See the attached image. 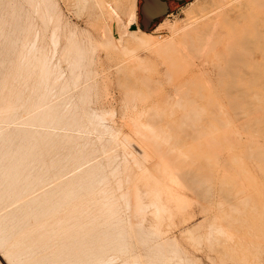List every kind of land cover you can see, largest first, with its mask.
Wrapping results in <instances>:
<instances>
[{
	"label": "rangeland",
	"instance_id": "374dc122",
	"mask_svg": "<svg viewBox=\"0 0 264 264\" xmlns=\"http://www.w3.org/2000/svg\"><path fill=\"white\" fill-rule=\"evenodd\" d=\"M43 1L0 0L8 264H264V168L245 152L248 109L264 110V52L244 70L201 73L181 66L189 61L172 47L147 42L142 0H90L89 11L79 0H50L52 10ZM220 1L175 3L150 32L160 27L153 36L169 39V24L193 12L206 25ZM224 13V41L228 29L237 43L256 38L249 22ZM69 37L84 48L77 68L63 53Z\"/></svg>",
	"mask_w": 264,
	"mask_h": 264
},
{
	"label": "bare ground",
	"instance_id": "6f19581e",
	"mask_svg": "<svg viewBox=\"0 0 264 264\" xmlns=\"http://www.w3.org/2000/svg\"><path fill=\"white\" fill-rule=\"evenodd\" d=\"M45 4H47L44 7H47L48 9L52 10L51 4L49 3L50 0H44ZM43 1V2H44ZM90 0H77V2L79 3L78 5H86V3H88ZM93 0H91L92 2ZM102 2V1H100ZM52 3V2H51ZM193 3V2H192ZM93 5V3H90ZM117 4V3H116ZM121 4V3H120ZM89 5V4H88ZM97 5V4H96ZM105 5V4H104ZM237 6L238 8H235L233 12L225 9L228 8L229 6ZM87 6V5H86ZM106 6V5H105ZM110 6V5H109ZM195 6V4H194ZM214 6V5H213ZM85 7V6H84ZM103 7V6H102ZM200 7V6H199ZM83 8V7H82ZM89 8V6H87V9ZM89 8V9H90ZM93 8V7H92ZM93 8V9H94ZM105 8V7H104ZM107 8V6H106ZM115 10L117 11H122L121 7L117 4L115 6ZM78 9L81 10V8L78 7ZM77 9V10H78ZM86 9V7H85ZM88 9V11H89ZM100 9V7H99ZM110 9V8H109ZM214 10L212 11H208L210 13V18H213V21H210L208 24L206 25H199L197 23V20L200 19L199 16H201L198 12H197V8L194 10L195 14L198 13L199 16L197 15L196 17H199V19H195L194 12L192 13L193 15H191V13H188V17L187 20L188 22L185 21V23L183 24H169V29L170 32L172 34V36L169 39H165V40H160L159 38H156L153 36V33H155L156 31L160 30L161 28L159 27V29L153 31V32H146L141 30L144 38L147 40V42H149V44L155 48L156 50H165L168 47H172L174 49V52H177L178 55V59H181V61L183 60H187L188 59V63H183L181 66L183 67H189V68H199L198 70L202 72H208L207 69L208 68H213L212 70H214L215 68L219 71H222L223 73L226 72H232L233 70L237 69H245L246 66H248V64L251 62V60L255 59L254 57L256 55L262 54L264 52V0H221L220 3L217 5V7L213 8ZM221 9V10H220ZM226 10L225 13L223 12V10ZM229 9V8H228ZM46 10V9H45ZM49 10V11H50ZM124 10V9H123ZM36 11V10H35ZM87 11V10H86ZM93 11V10H91ZM47 12V11H46ZM45 12V13H46ZM52 12V11H50ZM129 12V11H128ZM232 13L230 14V16H232V19H238L241 21H246L249 22L255 29V34L257 35L255 39H249V38H243L241 42L237 43L235 41V34L233 33L232 29H228L227 30V34H226V39L224 41L223 38V33L218 31V24L220 22V19L222 18L223 13L225 14V18L228 17L229 18V14L227 13ZM44 13V14H45ZM52 13H50L51 15ZM127 15V13H125ZM203 14V12H202ZM227 14V15H226ZM205 15V14H204ZM202 16L203 18H207V16ZM207 15V14H206ZM46 16V15H45ZM208 16V17H209ZM221 17V18H219ZM1 18V17H0ZM45 19V17H44ZM223 20V18H222ZM227 21V20H224ZM230 21H231V17H230ZM238 22V23H239ZM49 23V22H48ZM168 23V22H167ZM166 23V24H167ZM30 24V23H29ZM165 24V25H166ZM167 27V26H166ZM243 29V28H242ZM29 32V31H28ZM182 32L181 37L177 38L176 35L178 33ZM243 32V31H242ZM104 33V32H103ZM55 34V33H53ZM54 36V35H53ZM56 36L53 37V40ZM73 37V36H72ZM57 38V37H56ZM70 38V37H69ZM56 41V40H55ZM57 42V41H56ZM34 43V42H33ZM116 43V41H115ZM42 47V46H41ZM83 47V46H82ZM82 47L78 46L76 40L74 41L73 39H69L67 40V44L65 46L66 53L65 56H71L74 53V59L72 62V66L74 68H77L79 66H81L83 64V60H84V51L82 49ZM64 49V51H65ZM41 51V50H40ZM40 54V53H39ZM86 54V53H85ZM32 55V54H31ZM25 56V55H24ZM46 57V56H45ZM211 57V58H210ZM39 58V57H38ZM34 59V58H33ZM44 59V58H43ZM47 59V58H46ZM44 61V65H43V78H48L51 74H50V68H49V64L48 61ZM11 68V67H10ZM211 70V71H212ZM52 71V70H51ZM52 73V72H51ZM58 73V72H57ZM60 73V72H59ZM73 73V72H72ZM235 73V72H234ZM253 73V72H252ZM62 74V73H61ZM75 74V73H74ZM255 74V73H254ZM257 74V73H256ZM79 75V72H78ZM235 75V74H234ZM61 76V75H60ZM256 76V75H255ZM79 77V76H77ZM257 77V76H256ZM20 79V78H19ZM55 80V79H54ZM232 80V79H231ZM57 82V81H56ZM64 82V81H63ZM232 82V81H231ZM73 83V82H72ZM220 83V82H219ZM258 83V82H257ZM46 85V84H45ZM210 87V86H209ZM232 87V86H231ZM227 88V87H226ZM241 88V87H240ZM27 89V88H26ZM245 89V88H244ZM243 89V90H244ZM237 90V89H236ZM240 90V89H239ZM242 91V90H241ZM232 92V91H231ZM236 92V91H235ZM242 93H244L242 91ZM246 93V92H245ZM247 95V94H246ZM245 95V96H246ZM241 96V95H240ZM40 98V97H39ZM41 99V98H40ZM245 99V98H244ZM42 100V99H41ZM243 100V99H242ZM248 100V99H247ZM40 102V101H39ZM246 102V101H245ZM231 103V102H230ZM239 103V102H238ZM237 103V104H238ZM241 103V102H240ZM247 103V102H246ZM49 105V104H48ZM249 105V103H248ZM38 106V105H37ZM40 106V105H39ZM235 106V105H234ZM233 106V107H234ZM238 107V106H237ZM31 109V108H30ZM53 109V108H51ZM49 110V109H48ZM68 110V109H67ZM50 111V110H49ZM248 111H251V115L250 117H252V124H249V131L248 133H250V141H248V145L247 147V151L248 155L250 158H256L255 160H257V164L259 165L260 168H264V110L261 108H255L253 110L248 109ZM51 112V111H50ZM53 112V111H52ZM56 113V111L54 112ZM57 114V113H56ZM62 114V113H61ZM69 114V113H68ZM93 114V113H92ZM250 114V113H249ZM28 115V114H27ZM51 116V113L47 115ZM95 115V113H94ZM190 115V114H189ZM63 116V115H62ZM98 116V115H97ZM96 116V117H97ZM191 116H189L188 118H190ZM249 117V118H250ZM52 118V117H51ZM92 118H94L92 116ZM100 118V117H99ZM94 118L97 123L100 121H102L103 117H101L102 119ZM6 119V118H5ZM46 119V117H45ZM57 119V118H56ZM8 120V119H7ZM59 120V119H57ZM69 120V119H68ZM193 120V119H192ZM5 121V120H4ZM41 121V120H40ZM54 121V119H53ZM93 121V120H92ZM93 121V122H94ZM184 121V120H183ZM95 122V123H96ZM10 123V122H9ZM15 123V122H13ZM52 123V122H51ZM61 123V122H60ZM100 124V123H99ZM188 124V123H187ZM224 124V123H223ZM92 125V124H91ZM72 126V124H71ZM82 126V125H81ZM180 126V125H179ZM188 126V125H187ZM224 126V125H223ZM177 127V126H176ZM225 127V126H224ZM139 128V127H137ZM136 128V129H137ZM175 128V127H174ZM182 130V126L180 127ZM223 128V127H222ZM199 129V128H198ZM226 129V128H225ZM37 130V129H36ZM83 130V129H82ZM139 130V129H138ZM177 131V130H176ZM188 131V129H187ZM144 132V131H143ZM175 132V131H174ZM181 132V131H180ZM190 132V131H189ZM187 133V132H186ZM50 135V134H49ZM184 135V134H183ZM182 135V136H183ZM56 136V135H55ZM138 136V135H137ZM143 136V135H142ZM40 137V136H39ZM155 137V135H154ZM161 139V138H160ZM248 139H249V134H248ZM35 140V139H34ZM115 140V139H114ZM157 140V139H156ZM57 141V140H56ZM44 142V141H43ZM181 142V141H180ZM131 145V144H130ZM167 146V145H166ZM165 146V147H166ZM169 146V145H168ZM245 147V149H246ZM127 148V147H126ZM169 148V147H168ZM170 149V148H169ZM168 149V150H169ZM27 151V150H26ZM31 151V150H30ZM36 151V150H35ZM132 151V150H131ZM1 152V151H0ZM78 152V151H77ZM3 154V153H2ZM26 154V153H25ZM28 154V153H27ZM31 154V153H30ZM29 154V155H30ZM129 154V153H128ZM6 155V154H5ZM17 155V154H16ZM31 156V155H30ZM161 156V155H160ZM173 156V155H172ZM2 157V156H1ZM6 157V156H5ZM23 157V156H22ZM28 155L25 156V159H28ZM24 159V161H25ZM165 159V158H164ZM249 159V158H247ZM170 160V158H169ZM23 161V162H24ZM58 161V160H57ZM68 161V160H67ZM108 162V161H107ZM21 163V162H20ZM18 164V163H17ZM168 164V163H167ZM11 165V164H10ZM58 165V164H57ZM52 166V165H51ZM181 166V165H180ZM183 166V165H182ZM22 167V166H20ZM138 167V166H137ZM177 167V166H176ZM3 169V168H2ZM17 169V168H16ZM40 169V168H39ZM14 170V169H13ZM20 170V169H19ZM150 170V169H149ZM148 171V170H147ZM155 171V170H154ZM153 171V172H154ZM7 172V171H6ZM20 172V171H19ZM35 172V171H34ZM73 172V171H72ZM150 174L152 171H149ZM148 172V173H149ZM195 173V171H193ZM186 173V172H185ZM22 174V172H21ZM190 174V173H189ZM199 174V173H198ZM17 175V174H16ZM149 175V174H148ZM196 175V174H195ZM21 176V175H20ZM179 176V175H178ZM181 176V175H180ZM194 176V174H193ZM207 176V175H206ZM3 177V176H2ZM161 177V176H160ZM21 178V177H20ZM25 179V178H24ZM183 179V178H182ZM8 180V178H7ZM192 180V179H190ZM6 181V180H5ZM10 181V180H9ZM13 181V180H12ZM15 181V180H14ZM188 181V179H187ZM181 182V181H180ZM196 182V181H195ZM9 183V182H8ZM22 183V182H21ZM194 183V182H193ZM16 184V183H15ZM20 184V183H19ZM201 184V183H200ZM10 185V184H8ZM134 185V184H133ZM202 185V184H201ZM12 186V185H11ZM16 186V185H15ZM135 186V185H134ZM133 186V187H134ZM14 187V186H13ZM197 187V186H196ZM19 188V187H17ZM24 188V187H23ZM137 188V187H136ZM12 189V188H11ZM202 189V188H201ZM16 190V189H15ZM14 190V191H15ZM7 191V190H6ZM118 191V190H117ZM131 191V190H129ZM136 191V190H135ZM204 191V189H203ZM4 192V191H3ZM132 192V191H131ZM104 193V192H103ZM6 194V193H5ZM133 194V193H132ZM8 195V194H7ZM138 195L139 193L136 191L135 192V199H133V206H136L137 204V199H138ZM159 195V194H158ZM129 196V195H128ZM1 197V196H0ZM4 198V196H2ZM140 198V197H139ZM159 198V197H158ZM2 200V198L0 199V201ZM141 200V199H140ZM183 200V199H182ZM2 202V201H1ZM130 202V201H129ZM131 203V202H130ZM142 203V202H141ZM140 205H138L139 207ZM141 207V206H140ZM139 207V208H140ZM143 208V207H142ZM162 208V207H161ZM4 209V208H3ZM18 209V208H17ZM111 209V208H110ZM109 209V210H110ZM117 210V209H116ZM130 211V210H129ZM142 211V210H141ZM2 212V211H1ZM143 212V211H142ZM141 213V212H139ZM157 213V212H156ZM121 214V213H120ZM143 214V213H142ZM141 214V216H142ZM135 215V214H134ZM158 215V214H156ZM27 216V215H26ZM140 214H137L134 217V222L135 225L138 227L139 224L141 223V218ZM3 217V216H2ZM1 217V218H2ZM22 217V216H21ZM144 217V215L142 216ZM0 218V219H1ZM9 218V217H7ZM145 218V217H144ZM15 218L13 217L12 219H10V224L13 223ZM133 219V218H132ZM4 220V218L2 219ZM6 222V219H5ZM3 223V221H2ZM6 224H9V219H8V223L6 222ZM5 224V226H6ZM3 225V224H2ZM13 225V224H12ZM22 225V224H21ZM1 226V225H0ZM2 228L4 227L1 226ZM10 227V226H9ZM8 227V228H9ZM5 229V228H4ZM3 229V230H4ZM7 229V228H6ZM4 230L7 232H10L8 230ZM11 229V227H10ZM13 229V228H12ZM137 229V228H136ZM140 229V228H139ZM193 229V228H192ZM138 231V230H137ZM3 232V231H1ZM4 233V232H3ZM6 234V233H5ZM0 235H4V234H0ZM3 238V237H0ZM2 240V239H1ZM3 241V240H2ZM161 243V242H160ZM161 246V245H160ZM2 252H0V258L5 259V255L1 254ZM5 256V257H4ZM113 257V256H112ZM8 259V257H7ZM7 259H5V263L8 264ZM2 260V259H1ZM9 260V259H8ZM118 260V259H117ZM127 262V261H126ZM128 263V262H127ZM138 263V262H136ZM10 264V263H9ZM104 264V263H103ZM124 264V263H123ZM147 264V263H146ZM151 264V263H150ZM178 264V263H177Z\"/></svg>",
	"mask_w": 264,
	"mask_h": 264
},
{
	"label": "water",
	"instance_id": "95a60500",
	"mask_svg": "<svg viewBox=\"0 0 264 264\" xmlns=\"http://www.w3.org/2000/svg\"><path fill=\"white\" fill-rule=\"evenodd\" d=\"M183 1V0H179ZM170 6L167 0H142L141 24L144 31L150 32L154 22L169 14Z\"/></svg>",
	"mask_w": 264,
	"mask_h": 264
},
{
	"label": "flooded vegetation",
	"instance_id": "af4514ba",
	"mask_svg": "<svg viewBox=\"0 0 264 264\" xmlns=\"http://www.w3.org/2000/svg\"><path fill=\"white\" fill-rule=\"evenodd\" d=\"M169 3V6H173L175 3L177 4H181V3H185L187 0H183V1H179V0H167Z\"/></svg>",
	"mask_w": 264,
	"mask_h": 264
},
{
	"label": "trees",
	"instance_id": "16d2710c",
	"mask_svg": "<svg viewBox=\"0 0 264 264\" xmlns=\"http://www.w3.org/2000/svg\"><path fill=\"white\" fill-rule=\"evenodd\" d=\"M157 21H158V19L154 23H156Z\"/></svg>",
	"mask_w": 264,
	"mask_h": 264
}]
</instances>
